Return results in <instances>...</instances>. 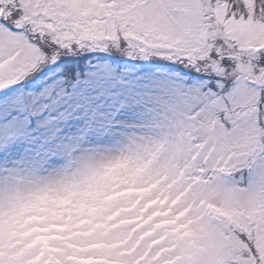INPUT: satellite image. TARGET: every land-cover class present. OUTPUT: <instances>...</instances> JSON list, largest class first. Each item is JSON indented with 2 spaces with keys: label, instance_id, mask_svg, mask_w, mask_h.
<instances>
[{
  "label": "snow or ice",
  "instance_id": "1",
  "mask_svg": "<svg viewBox=\"0 0 264 264\" xmlns=\"http://www.w3.org/2000/svg\"><path fill=\"white\" fill-rule=\"evenodd\" d=\"M0 264H264V0H0Z\"/></svg>",
  "mask_w": 264,
  "mask_h": 264
}]
</instances>
